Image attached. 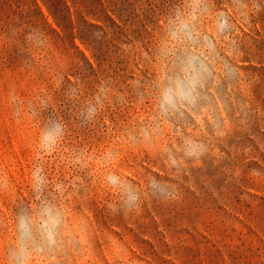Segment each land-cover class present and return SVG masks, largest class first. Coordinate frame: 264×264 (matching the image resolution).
<instances>
[{"label":"rangeland","instance_id":"obj_1","mask_svg":"<svg viewBox=\"0 0 264 264\" xmlns=\"http://www.w3.org/2000/svg\"><path fill=\"white\" fill-rule=\"evenodd\" d=\"M177 2L0 0V264L15 239V216L33 203L30 173L40 163L49 180L70 185L62 197L68 223L86 237L56 257L60 264H264V0H251L258 10L249 11L247 23L233 20L239 54L232 62L240 76L228 91L244 110L229 104L214 154L179 178L152 151L117 140L125 125L147 116L149 105L130 96L82 125L79 105L66 96L76 86L82 103L102 84L127 92L130 81L151 79L160 22ZM230 2L213 0V10L231 15ZM209 25L206 19L200 27ZM29 34L41 38L38 49L29 46ZM41 93L52 104L34 119L25 105ZM53 112L69 129L67 147L99 154L112 146L121 153L114 170L141 191L148 175L172 181L178 199L145 198L136 211H111L115 198L101 187L99 170L37 154L42 122ZM165 138L172 140V132ZM75 177L79 182L71 184Z\"/></svg>","mask_w":264,"mask_h":264},{"label":"clouds","instance_id":"obj_2","mask_svg":"<svg viewBox=\"0 0 264 264\" xmlns=\"http://www.w3.org/2000/svg\"><path fill=\"white\" fill-rule=\"evenodd\" d=\"M231 15L213 10V0H178L160 22V31L154 41L150 63L154 75L147 82L136 79L129 83L127 92H120L102 84L96 93L83 100L76 86H69L66 96L76 102L82 125L94 124L98 116L109 107L128 103L134 97L140 105H149L147 116L118 132L117 140L131 148L152 151L174 177L186 174L190 167L198 166L202 158L214 154V142L221 139L228 127L229 104L242 112L228 89L238 80L239 69L232 59L239 54V45L233 37L234 18L247 23L249 11L258 7L251 0H231ZM210 21L209 30L200 24ZM30 47L42 45L38 35L29 34ZM57 87L63 76L54 80ZM225 91L221 92L220 89ZM16 115H20V104ZM46 93L36 95L25 105L35 119L51 107ZM196 128L195 134H186ZM173 139L167 140L166 133ZM69 129L55 113L42 122L37 139V154L41 157L56 155L66 166L92 167L99 170L101 187L112 194L109 204L113 212H133L145 198L161 203L178 199L177 185L148 175L144 189L133 184L114 170L121 153L112 146L101 153H88L86 149L67 147ZM33 203L14 218V241L6 248L2 264H60L56 257L65 249L86 240L82 229L70 226L67 209L62 203L70 185L49 180L42 163L30 173ZM79 182L75 177L71 184Z\"/></svg>","mask_w":264,"mask_h":264}]
</instances>
